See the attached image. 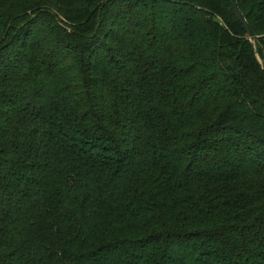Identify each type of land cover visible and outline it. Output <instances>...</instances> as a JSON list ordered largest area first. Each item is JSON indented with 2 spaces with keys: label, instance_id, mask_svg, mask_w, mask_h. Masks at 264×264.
Wrapping results in <instances>:
<instances>
[{
  "label": "trees",
  "instance_id": "16d2710c",
  "mask_svg": "<svg viewBox=\"0 0 264 264\" xmlns=\"http://www.w3.org/2000/svg\"><path fill=\"white\" fill-rule=\"evenodd\" d=\"M0 0V264H264V0Z\"/></svg>",
  "mask_w": 264,
  "mask_h": 264
},
{
  "label": "water",
  "instance_id": "95a60500",
  "mask_svg": "<svg viewBox=\"0 0 264 264\" xmlns=\"http://www.w3.org/2000/svg\"><path fill=\"white\" fill-rule=\"evenodd\" d=\"M230 1H231L233 13H234L235 17L237 18L238 22L240 23V25L242 26V29L245 32L246 38L249 40V42L251 44H253L254 43V37L252 36L247 24L245 23L241 14L239 13L234 0H230ZM260 65H261L262 71L264 73V65L262 64V62H260Z\"/></svg>",
  "mask_w": 264,
  "mask_h": 264
}]
</instances>
